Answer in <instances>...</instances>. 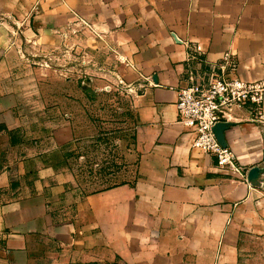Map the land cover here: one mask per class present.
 Segmentation results:
<instances>
[{"label":"crops","instance_id":"1","mask_svg":"<svg viewBox=\"0 0 264 264\" xmlns=\"http://www.w3.org/2000/svg\"><path fill=\"white\" fill-rule=\"evenodd\" d=\"M36 1L0 0V63L10 19L24 28ZM38 2L34 44L51 50L64 41L87 61L103 55L116 64L132 96L136 166L128 182L81 194L70 170L50 166L45 153L9 150L24 92L0 69V264H30L44 241L56 258L66 251L121 264H264V115L255 119L248 108L228 115L224 137L242 174L227 175L191 148L176 110L190 47L202 48V67L229 52L235 76L263 78L264 0Z\"/></svg>","mask_w":264,"mask_h":264},{"label":"rangeland","instance_id":"2","mask_svg":"<svg viewBox=\"0 0 264 264\" xmlns=\"http://www.w3.org/2000/svg\"><path fill=\"white\" fill-rule=\"evenodd\" d=\"M38 7L37 0L24 28L10 19L9 49L0 63L1 72L24 92L23 115L7 141L9 150L33 146L45 153L50 166L70 170L73 188L81 194L128 182L136 166L130 152L132 96L113 73L116 64L103 55L87 61L79 45L66 47L64 41L51 50L38 39L34 44L31 24ZM73 34L79 39L78 31ZM263 115L253 114L255 119ZM259 170L264 175V160ZM36 248L43 253L36 255ZM52 248L41 242L30 264H121L66 251L56 258L46 254Z\"/></svg>","mask_w":264,"mask_h":264},{"label":"built area","instance_id":"3","mask_svg":"<svg viewBox=\"0 0 264 264\" xmlns=\"http://www.w3.org/2000/svg\"><path fill=\"white\" fill-rule=\"evenodd\" d=\"M187 56L186 85L177 90L176 110L178 122L193 136L191 148L212 156L223 174L241 175L233 150L217 141L213 128L218 123H228V115L234 108H248L261 115L264 107V76L247 81L235 76L238 62L225 52L219 62L202 67L199 45L189 48ZM197 67L191 66L193 63Z\"/></svg>","mask_w":264,"mask_h":264},{"label":"water","instance_id":"4","mask_svg":"<svg viewBox=\"0 0 264 264\" xmlns=\"http://www.w3.org/2000/svg\"><path fill=\"white\" fill-rule=\"evenodd\" d=\"M231 124L226 123V122H222V123H218L217 125L214 126L213 128V132L215 134V137L217 139V141L221 144V146L226 147V140L224 137V132L226 131V129L230 126Z\"/></svg>","mask_w":264,"mask_h":264}]
</instances>
